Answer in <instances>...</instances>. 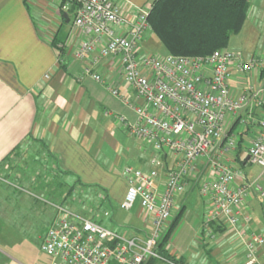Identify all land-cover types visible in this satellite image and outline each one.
Returning <instances> with one entry per match:
<instances>
[{"label": "built area", "instance_id": "obj_1", "mask_svg": "<svg viewBox=\"0 0 264 264\" xmlns=\"http://www.w3.org/2000/svg\"><path fill=\"white\" fill-rule=\"evenodd\" d=\"M69 1L76 5L74 26L85 35L74 56L84 60L92 55L85 74L119 96L118 89L94 69L101 59L118 56L123 79L134 90L135 101L122 100L136 119L120 116L119 120L133 135L150 142L156 155L148 170L123 168L127 191L119 207L129 211L139 203L151 217L152 227L146 237L129 236L55 204L56 215L41 242L51 264H143L152 256L164 259L156 246L171 221L177 196L186 191L187 180L198 172L201 160L208 175L199 190L210 204L204 221L206 239L215 238L214 224L223 225L245 250L243 264H264L260 257L264 234L251 229V218L242 212L250 189L264 196V187L248 180L229 161L242 135L257 125L259 133L247 148L248 161L261 168L264 178V110L254 113L264 109V56H246L229 48L206 56L151 54L141 50L152 31L151 6L135 7L131 19L117 0ZM253 74L259 79L245 83L240 91L233 88L236 77ZM165 158L171 159L168 165Z\"/></svg>", "mask_w": 264, "mask_h": 264}, {"label": "crops", "instance_id": "obj_2", "mask_svg": "<svg viewBox=\"0 0 264 264\" xmlns=\"http://www.w3.org/2000/svg\"><path fill=\"white\" fill-rule=\"evenodd\" d=\"M117 1L132 19L135 7L151 6L155 0ZM75 11V4L69 0H0V165L26 140L43 141L60 173L70 179L79 178L89 188H100L104 194L100 205L108 209L119 206L126 194L123 168L133 165L150 169L156 151L150 142L133 135L119 120L120 116L129 121L136 119L134 110L122 100L125 97L135 101L136 97L123 79L120 57L103 58L94 67L118 89L119 96L85 74L92 55L84 60L75 58V51L85 39L81 29L74 26ZM251 13L264 20V0H250L248 15ZM150 32L142 44L150 38ZM258 79L256 74L236 77L233 88L240 91L245 83ZM262 110L256 109L254 113L257 116ZM258 133L257 125H251L229 161L248 180L264 187L261 168L248 161L247 153L251 139ZM170 160L164 161L168 165ZM198 169L187 180L186 191L176 198L173 218L181 210L183 215L169 239V250L178 257L189 246L183 256L190 261L194 254L190 247L195 243L193 247L201 256L206 254L211 264H243L245 250L223 225L214 224L215 238L206 239L204 221L210 204L199 190L208 175L205 161L199 162ZM165 174L163 169L161 183ZM241 183L238 178L236 184ZM129 211L127 228L120 230L102 224L129 236L146 237L152 227L151 217L139 205ZM242 212L251 218L249 227L264 234V196L255 188L250 189ZM100 218L105 219L103 215ZM183 224L189 228L188 246L185 244L179 250L171 240ZM260 257L264 262V245ZM198 260L195 259L196 263Z\"/></svg>", "mask_w": 264, "mask_h": 264}, {"label": "rangeland", "instance_id": "obj_3", "mask_svg": "<svg viewBox=\"0 0 264 264\" xmlns=\"http://www.w3.org/2000/svg\"><path fill=\"white\" fill-rule=\"evenodd\" d=\"M150 35L141 45V50L156 55L166 54L167 49L158 37L153 32ZM228 48L247 55L264 56V20L251 13L242 30L231 36ZM34 140L28 139L19 145L0 165V262L51 264V259L41 250V242L56 215L54 205L64 199L69 207L89 217L100 220L103 215L105 219L102 223L113 225V228L122 230L129 227L131 212L117 205L108 209L101 207L104 194L100 188L77 187L73 195H67L68 186L75 179L57 171L46 147ZM62 182L66 185L58 186ZM72 200L73 206L70 203ZM188 230V226L183 224L174 233L171 243L177 249H182L185 244L188 246ZM195 245L193 243L190 247L194 253L192 260L188 261L183 256L188 253L189 246L181 253L179 251L181 255L178 257H183L187 264H211L206 254L201 256L200 251L193 247ZM196 258H199L197 263ZM158 264L170 263L162 259Z\"/></svg>", "mask_w": 264, "mask_h": 264}, {"label": "trees", "instance_id": "obj_4", "mask_svg": "<svg viewBox=\"0 0 264 264\" xmlns=\"http://www.w3.org/2000/svg\"><path fill=\"white\" fill-rule=\"evenodd\" d=\"M249 8L250 0H155L148 20L153 33L166 47L168 54L206 56L215 50L228 48L231 36L239 33L244 27ZM244 139L242 135L239 146ZM38 142L46 147L43 141L38 140ZM18 148L19 145L3 159L1 164ZM49 154L53 159V155ZM56 170L62 173L58 166ZM61 184L66 185L62 182L58 186ZM68 187L67 195L71 196L77 187L91 186L76 178ZM70 203L73 206L74 200ZM57 204L69 207L66 199ZM182 215V210L175 215L156 246V252L172 264H186L183 257L175 256L168 247L172 232ZM95 220L103 222L102 218ZM161 260L152 256L143 264H158Z\"/></svg>", "mask_w": 264, "mask_h": 264}]
</instances>
